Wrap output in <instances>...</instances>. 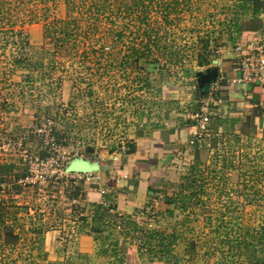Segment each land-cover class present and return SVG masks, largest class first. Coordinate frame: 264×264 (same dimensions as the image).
<instances>
[{
	"label": "rangeland",
	"instance_id": "374dc122",
	"mask_svg": "<svg viewBox=\"0 0 264 264\" xmlns=\"http://www.w3.org/2000/svg\"><path fill=\"white\" fill-rule=\"evenodd\" d=\"M112 1L115 13L105 25L113 37H78L68 54L45 38L43 29L45 15L48 22L67 17L63 0H0V202L10 198L32 216L21 211L0 228V264H110L113 256L99 254L109 241L126 240L133 249L144 246L143 232L131 235L135 241L125 239L119 225L102 232L106 243L89 240L87 246L81 235L88 232L79 218L89 214L88 208L82 209L77 198L68 199L65 187L82 186L85 181L77 177H94L66 174L64 168L73 159L104 166L128 150L130 142L176 118L192 119L203 101L215 100L198 98L194 72L204 70L197 60L202 52L209 67L226 57L218 42L226 0L194 1L191 11L159 32L166 48L154 53L157 62L145 71L120 67L132 39L136 44L142 36L137 38L138 19L122 18L116 13L120 0ZM147 17L150 25L161 20L154 11ZM122 28L125 35L118 39L115 34ZM83 50L88 58L76 56ZM178 50L183 64L175 61ZM262 106L249 114L260 112L264 119V101ZM217 110L212 113L222 116ZM222 117L215 118L220 123L212 118L193 155L187 150L175 154L169 164L173 184L137 221L139 227L176 237L171 251L178 264H264V126L250 129L246 115ZM32 224H42L45 231L32 232ZM151 243L156 250L158 242ZM150 255L140 263L150 264Z\"/></svg>",
	"mask_w": 264,
	"mask_h": 264
},
{
	"label": "trees",
	"instance_id": "16d2710c",
	"mask_svg": "<svg viewBox=\"0 0 264 264\" xmlns=\"http://www.w3.org/2000/svg\"><path fill=\"white\" fill-rule=\"evenodd\" d=\"M63 1L67 10V17L65 19H53L48 22L49 18L47 15H45L46 17L43 18L44 37L50 38L57 49H65L69 52L68 54H70L71 49L77 47L78 43L76 44V40L78 37L89 38L94 37L97 34H104L105 36L113 37V29L109 26L106 27L105 25L107 21L112 17L111 14L115 13L112 0ZM194 1L197 3L199 2V0H131V3H128L127 0H120L116 13L119 15L121 14L123 16L122 18H126V16H129L130 20H135L137 18L139 21V26L137 28L138 30L136 31L138 35L137 38H139V33L143 37H141V39L137 41L136 44V38L134 37V39H132L133 42L130 43V45L127 47L126 52L121 57L120 67L124 68L127 65H131L136 69L141 68L142 71H145L147 65L152 62L156 63L157 58H154V53L160 52L162 51V49L166 48H164V46L160 42L161 37H159V32L163 29L173 26L178 20V16H180L181 14L187 11H191ZM220 2H223V0H220ZM263 2L264 0H226V2L224 3L225 6L220 9L225 16V21L220 22L221 28L219 29V33L221 34V37L218 39V42L220 40V43L222 44L220 46L225 47L228 44H231L233 46L237 44H243L248 36L259 29L258 16L263 11ZM79 7H82L81 11ZM74 11H78V15H71ZM105 11L109 13L106 14ZM151 11H154L156 14L161 15V20L156 21L157 19H155V23L153 25H150L149 18L147 17V14ZM103 24L105 26L102 27ZM122 27L125 26L122 25ZM124 35L125 30L123 28L120 31H117L115 34L118 39H122ZM207 35L208 37L210 36V34L208 33ZM208 37H206L207 39L204 41V46L202 48L203 50H205L208 45ZM180 52L181 51L178 50V60L175 61L179 64H183L185 63V61L184 57L179 54ZM76 56H80L82 59L88 58L87 52H85L84 50L79 54L76 53ZM169 60H171V58ZM197 60L199 61V67L209 65V60L206 59L203 52L202 55L199 54L197 56ZM194 76V87L196 89L195 93H197L198 98H205L209 96L211 92L210 87L214 82L210 85V87L204 88V93L202 94L197 83L196 72H194ZM250 86L251 88H253L252 94L255 98H257L258 100L260 98L264 99V94L261 92L260 85L250 84ZM254 88H258L259 90L257 89L255 91ZM216 91L212 94V97L215 96ZM213 108L215 107L212 100L210 102L209 123L212 122V118H214V120H217V123H220L219 119H215L219 118V116L216 113H212ZM197 112H199V109L198 111H194L193 113ZM261 121L262 118L259 117L256 112H253L251 115L246 117V125L250 129L255 131L256 129L260 128ZM256 123H258V127L256 126ZM200 145L201 141H195L193 146L189 145L191 153H195ZM133 150V143L130 142L128 152H132ZM24 172L25 173L21 176V178H25L27 176V168ZM2 173L4 174V172ZM3 174H1V176H3ZM13 180L15 182H18L19 178L13 176ZM1 182L2 180L0 179V183ZM65 188L69 191V194L66 193L68 199L77 198L81 202H83V200L85 199L83 193L81 194V192H83L82 186L70 184ZM105 199V203L103 204H91L89 207V214L79 218L80 226L83 229H87L86 232H88L89 236L93 237L94 242L97 243V241H103L102 243H106L105 241L107 238L102 237V232H104L106 228L113 229L117 227V225L121 227V231L119 232H121V234L125 236V239L129 238V240L135 241V238L131 235L136 232H143L147 236V241L144 243V246L139 244L136 249L129 247L127 243H125L126 240L119 241L118 239L111 240L106 245L103 244L105 245V247L102 249L100 246L99 254H101L102 256H108V254L110 256H113L114 259L113 261H110V264H141L140 262L143 261L145 254H151V260L148 262L150 264H164V262L178 264L179 260H177L176 257L172 255L171 251V246L174 240H176L175 236H171V238H169L167 237V235H164V231H149L147 229H144L143 226L139 227V225H137V221L139 219H143L145 216H148L149 212L152 211L151 209L134 210L133 212L128 214H121V212L116 209L117 206L115 203L113 204V200L110 197L107 196L105 197ZM165 203L168 205L171 204L168 198L165 199ZM182 203H184V201ZM80 207L84 209V207L86 206L82 204V206L80 205ZM21 211H24L25 214L23 215L25 217H32L28 214L26 215V213H28L27 207L14 206L13 201L10 198H8L5 202H0V228L6 227V222H8V220H17V216L19 213L21 214ZM169 213L171 214L170 211ZM33 225L34 224H32L30 228L32 232L45 231L42 224L39 228H36ZM151 241L158 242L156 244V250L152 249ZM219 242L221 243L222 241ZM143 247L145 250L142 251ZM214 248V250L217 249V247ZM231 248H235L237 250L238 246H233ZM66 264H68V261L66 262Z\"/></svg>",
	"mask_w": 264,
	"mask_h": 264
},
{
	"label": "crops",
	"instance_id": "0c3cea01",
	"mask_svg": "<svg viewBox=\"0 0 264 264\" xmlns=\"http://www.w3.org/2000/svg\"><path fill=\"white\" fill-rule=\"evenodd\" d=\"M258 18L259 29L248 36L243 44H237L238 46H248L255 39L264 40V2L263 11ZM231 49V46H225L227 52L224 60L215 61L216 65H211V67L204 66L203 71L216 69L218 72L217 78L211 85L217 88L213 109L216 110L217 107L218 113L222 116L230 117V114L236 113L247 117L251 115L249 113L254 107L257 108L256 110L263 108L264 99L255 98L250 85L240 86L233 83V80L240 76V72L238 66L232 61L238 60V57ZM229 54H231L230 57H228ZM257 89L254 88L255 91ZM261 92L264 94V86H261ZM256 113L262 118L261 123L264 126L262 114ZM222 116L219 117L223 118ZM256 126L258 127V123ZM194 127V121L189 117L171 120L163 127L156 128L146 137L133 141L134 150L132 152L126 150L123 154L117 155L116 160L106 162L104 166L99 165V171L92 173L94 177L92 180L88 179L87 175L82 179L77 178V180L85 181L81 182L85 196L83 203L86 207L84 209L88 208L89 211L91 204L105 203L107 196L113 200V204H116V209L121 214L150 209L151 204L156 202V198L160 201L163 190L168 189L167 185L174 182L175 175L171 171L174 167L169 164L175 154L187 150L186 155H191L188 141L191 139ZM82 237L86 239L87 246L89 240H93L87 234L81 235Z\"/></svg>",
	"mask_w": 264,
	"mask_h": 264
},
{
	"label": "built area",
	"instance_id": "2783aa9c",
	"mask_svg": "<svg viewBox=\"0 0 264 264\" xmlns=\"http://www.w3.org/2000/svg\"><path fill=\"white\" fill-rule=\"evenodd\" d=\"M234 52L238 57L239 62L237 66L240 76L234 79L233 83L240 86L250 84L264 86V40L255 39L248 46L236 45V47H234ZM216 89V87H210V98ZM210 100L207 102L203 101L199 112L191 115L192 120L195 122V127L191 139L188 141V145H193L195 141H200L207 132L210 116ZM57 159L58 164L62 162V158ZM56 168H58V165H56Z\"/></svg>",
	"mask_w": 264,
	"mask_h": 264
},
{
	"label": "water",
	"instance_id": "95a60500",
	"mask_svg": "<svg viewBox=\"0 0 264 264\" xmlns=\"http://www.w3.org/2000/svg\"><path fill=\"white\" fill-rule=\"evenodd\" d=\"M218 72L216 69H206L205 71H199L196 69V78L198 86L203 94V89L210 87V85L217 78ZM99 164L97 162H90L83 159H73L64 169L66 174H91L93 172L99 171Z\"/></svg>",
	"mask_w": 264,
	"mask_h": 264
}]
</instances>
